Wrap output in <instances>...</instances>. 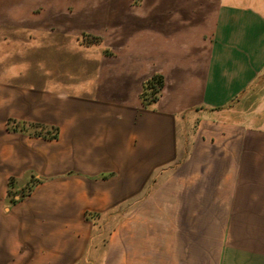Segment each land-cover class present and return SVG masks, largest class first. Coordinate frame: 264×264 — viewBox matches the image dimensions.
I'll return each instance as SVG.
<instances>
[{
	"label": "crops",
	"instance_id": "1",
	"mask_svg": "<svg viewBox=\"0 0 264 264\" xmlns=\"http://www.w3.org/2000/svg\"><path fill=\"white\" fill-rule=\"evenodd\" d=\"M0 264H264V0H0Z\"/></svg>",
	"mask_w": 264,
	"mask_h": 264
},
{
	"label": "trees",
	"instance_id": "2",
	"mask_svg": "<svg viewBox=\"0 0 264 264\" xmlns=\"http://www.w3.org/2000/svg\"><path fill=\"white\" fill-rule=\"evenodd\" d=\"M164 79L160 74L153 75L143 85L142 102L145 106L151 105L156 102L162 93ZM52 137H57V134Z\"/></svg>",
	"mask_w": 264,
	"mask_h": 264
},
{
	"label": "rangeland",
	"instance_id": "3",
	"mask_svg": "<svg viewBox=\"0 0 264 264\" xmlns=\"http://www.w3.org/2000/svg\"><path fill=\"white\" fill-rule=\"evenodd\" d=\"M37 133H44V132H43L42 129H37L36 130V134ZM31 182H32L31 185H33V183H35V179H33ZM30 188L31 187H29L28 189H26L25 190V193L28 192ZM19 196H20V194H18V197ZM119 211H120V208L118 207L115 212H113L112 214H109V215L105 216V218L100 222L101 225L105 224V225L108 226L107 227V232H105V238H106V240H108L107 236H108L109 232L113 231L114 229L115 230L118 229L117 225H118V220H119V217H118Z\"/></svg>",
	"mask_w": 264,
	"mask_h": 264
}]
</instances>
